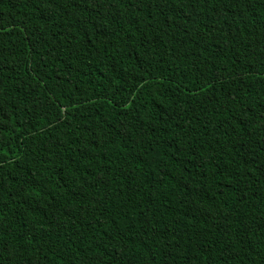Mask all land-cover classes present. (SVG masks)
I'll list each match as a JSON object with an SVG mask.
<instances>
[{
  "label": "trees",
  "instance_id": "trees-1",
  "mask_svg": "<svg viewBox=\"0 0 264 264\" xmlns=\"http://www.w3.org/2000/svg\"><path fill=\"white\" fill-rule=\"evenodd\" d=\"M0 264H264V0H0Z\"/></svg>",
  "mask_w": 264,
  "mask_h": 264
}]
</instances>
